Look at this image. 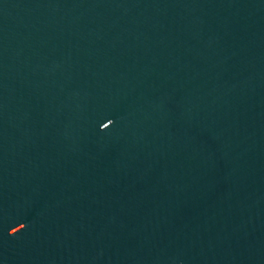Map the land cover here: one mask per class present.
I'll use <instances>...</instances> for the list:
<instances>
[{"label":"water","instance_id":"water-1","mask_svg":"<svg viewBox=\"0 0 264 264\" xmlns=\"http://www.w3.org/2000/svg\"><path fill=\"white\" fill-rule=\"evenodd\" d=\"M0 264H264V0H0Z\"/></svg>","mask_w":264,"mask_h":264}]
</instances>
